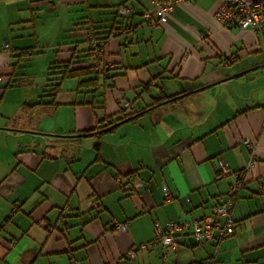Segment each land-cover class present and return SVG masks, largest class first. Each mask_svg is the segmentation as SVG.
Returning a JSON list of instances; mask_svg holds the SVG:
<instances>
[{
	"label": "crops",
	"instance_id": "1",
	"mask_svg": "<svg viewBox=\"0 0 264 264\" xmlns=\"http://www.w3.org/2000/svg\"><path fill=\"white\" fill-rule=\"evenodd\" d=\"M219 4L177 3L150 25L152 0H0V264H264V36L222 26ZM90 30L104 67L64 85L66 63L96 59ZM124 99L137 118L68 136ZM237 180L233 234L153 243L155 221L202 220Z\"/></svg>",
	"mask_w": 264,
	"mask_h": 264
},
{
	"label": "built area",
	"instance_id": "2",
	"mask_svg": "<svg viewBox=\"0 0 264 264\" xmlns=\"http://www.w3.org/2000/svg\"><path fill=\"white\" fill-rule=\"evenodd\" d=\"M187 0H156L154 8L151 11L143 12L142 18L150 25L165 24L173 7L177 3H184ZM120 11L123 14L129 13V8L122 6ZM213 16L225 27L252 28L260 33L264 32V0H220V4L215 9ZM89 45L94 49V54L101 51L103 40L89 37ZM4 51L9 50L8 42L2 43ZM124 107L134 110L135 106L130 102H124ZM245 144H249L248 138L243 140ZM251 164H247L246 169H250ZM217 168L222 175L240 176L239 172H234L222 159L217 162ZM241 186L240 180L231 184L229 193L230 197L221 202H217L211 208V213L206 215L202 220H169L165 225L154 222L155 238L153 243H159L166 250L177 247L178 241L176 236L186 230H190L197 244L217 243L221 239L233 234L236 224L231 217L229 211L233 206V194ZM125 225L118 224L117 227L123 229ZM156 239V240H155ZM132 257V251L129 252ZM75 264H79L78 262Z\"/></svg>",
	"mask_w": 264,
	"mask_h": 264
},
{
	"label": "trees",
	"instance_id": "3",
	"mask_svg": "<svg viewBox=\"0 0 264 264\" xmlns=\"http://www.w3.org/2000/svg\"><path fill=\"white\" fill-rule=\"evenodd\" d=\"M153 1V3H154V1H156V0H152ZM122 7V6H121ZM127 7V6H126ZM250 28V27H249ZM250 29H252V28H250ZM252 30H254V29H252ZM255 32H257L258 34H259V36H261V38H262V36H264V32H262V33H260V32H258V31H256V30H254ZM89 37H93V38H96V39H100V40H103V42L105 43V38H98L97 36H95L94 34H93V32H91V30L89 31V33H87V38H88V40H89ZM104 46V45H103ZM103 48V47H102ZM89 50H90V55L91 56H93V58L95 57L96 59H91V65H88V67H86V68H82V67H71V66H69V64L68 63H66L64 66H63V70L61 71V72H59V73H61L63 76L65 75V76H69V77H79V75H81L82 73H91V72H95L96 70H99L98 69V67L99 68H101V67H104V66H99V64H100V61L102 60V57L103 56H101V54H102V50L99 52V53H97V54H94V49L92 48V47H90V45H89ZM73 64L75 63V62H72ZM101 65V64H100ZM52 68V67H51ZM96 73V72H95ZM79 81H78V83H86V82H89V81H91V80H94V79H86V80H81V79H78ZM56 85H60V81H58L57 83H56ZM78 88H80V87H78ZM165 98H167V96H163V97H161L160 99H157L156 100V103L154 104V105H159L162 101H164V99ZM173 97H168L167 99L169 100V99H172ZM128 100H126V99H124V100H122L121 101V108H120V110L118 111L119 113H122L121 115H120V117H117V118H113V119H109V118H106V116H103L101 119H97V121H96V124H95V126L94 127H92V128H89L88 130H85L82 134H77V135H72V134H69L68 136H71V137H78L79 135H86V134H89V133H92V132H94V131H96V129H97V131L98 132H103V131H108V130H113L114 128H116L117 127V125H119L120 123H122V122H120L119 124H117V122H119V121H122L123 119H125V118H128L127 120H125V121H128V120H132V119H135V118H137V113L139 112V111H141V110H139L138 111V109H136V107H135V109L134 110H129V109H127L126 107H124V105H123V103L124 102H127ZM129 102V101H128ZM131 103V102H130ZM97 109H99V107L97 108ZM142 110H145V108L144 109H142ZM127 112V113H126ZM124 122V121H123ZM111 125H113L110 129H107V130H105V128H107L108 126H111ZM95 129V130H94ZM218 171V170H217ZM136 172H137V170H136ZM135 172V170H133L131 173H136ZM133 176V175H132ZM235 222V221H234ZM189 235L190 234V236L191 237H193L192 236V234L190 233V230H186L185 232H183V233H178L177 234V236H176V240L178 241V245H177V247L176 248H174L173 250H176L177 248H179V246L181 245V244H183V241H182V237H184L185 235ZM155 238V233H154V237H153V239ZM156 240V239H155ZM193 240L195 241V243L197 244V242H196V240L193 238ZM150 244V243H149ZM162 246V245H161ZM132 251V250H131ZM132 253H133V251H132ZM133 255H134V253H133ZM210 259H202V260H198V261H196V262H191V263H186V264H210V262L211 261H209Z\"/></svg>",
	"mask_w": 264,
	"mask_h": 264
},
{
	"label": "rangeland",
	"instance_id": "4",
	"mask_svg": "<svg viewBox=\"0 0 264 264\" xmlns=\"http://www.w3.org/2000/svg\"><path fill=\"white\" fill-rule=\"evenodd\" d=\"M74 82L77 83V79L74 78V77H71L70 79H67V81H65L64 85H66V84H67V85H68V84L71 85V84H73ZM197 246H198V245H197ZM199 246H200V245H199ZM159 247H161L162 250L164 249L165 251H167V250H166L164 247H162L161 245H159ZM204 247H205V246H204ZM200 248H201V247H200ZM132 251H133V250H132ZM144 252H145V254H144L143 256H144V258H145L146 260H148V259L150 258V256H149L148 254H149L151 251L148 253V251L145 250ZM133 253H134V251H133ZM128 256H129V255H128ZM133 256H134V255H133ZM133 256H132V257H133Z\"/></svg>",
	"mask_w": 264,
	"mask_h": 264
},
{
	"label": "water",
	"instance_id": "5",
	"mask_svg": "<svg viewBox=\"0 0 264 264\" xmlns=\"http://www.w3.org/2000/svg\"><path fill=\"white\" fill-rule=\"evenodd\" d=\"M141 113H142V111L138 112L137 114H141ZM127 119H128V118H125V119H123L122 121L117 122V124H119L120 122H123V121H125V120H127ZM112 126H113V125L108 126L107 128H105V130L110 129Z\"/></svg>",
	"mask_w": 264,
	"mask_h": 264
}]
</instances>
